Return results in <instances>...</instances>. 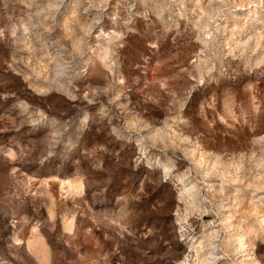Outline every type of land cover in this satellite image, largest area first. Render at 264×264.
I'll return each instance as SVG.
<instances>
[{
    "label": "rangeland",
    "instance_id": "374dc122",
    "mask_svg": "<svg viewBox=\"0 0 264 264\" xmlns=\"http://www.w3.org/2000/svg\"><path fill=\"white\" fill-rule=\"evenodd\" d=\"M0 264H264V0H0Z\"/></svg>",
    "mask_w": 264,
    "mask_h": 264
},
{
    "label": "bare ground",
    "instance_id": "6f19581e",
    "mask_svg": "<svg viewBox=\"0 0 264 264\" xmlns=\"http://www.w3.org/2000/svg\"><path fill=\"white\" fill-rule=\"evenodd\" d=\"M239 235H241L239 238H238V242H239V246L241 247L243 244H244V240L243 239H241V238H243V234H239Z\"/></svg>",
    "mask_w": 264,
    "mask_h": 264
}]
</instances>
